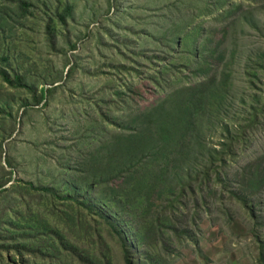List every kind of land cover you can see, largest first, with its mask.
Segmentation results:
<instances>
[{"label":"rangeland","instance_id":"obj_1","mask_svg":"<svg viewBox=\"0 0 264 264\" xmlns=\"http://www.w3.org/2000/svg\"><path fill=\"white\" fill-rule=\"evenodd\" d=\"M25 1L21 9L20 0H0V174L4 166L11 172L4 178H12L6 186L15 185L0 205L11 201L12 218L22 212L17 224H33L22 195L41 194L28 182L78 196L100 181L94 200L141 256L143 245L118 208L105 205V176L129 162L115 159L113 146L133 130L158 129L159 119L169 120L186 103L191 158L178 167L204 166L230 133L246 126L245 139L215 184L219 195L205 189L208 205L182 212L195 216L196 238L147 248L148 264L155 255L165 264H264V187L252 197L256 216L232 194L244 185L258 188L240 175L246 165L264 169V0ZM69 4L73 13L63 23L57 14ZM4 74L21 80L10 83ZM225 75V96L212 105L210 92ZM29 85L37 94L42 86L54 88L46 102L25 106L34 102ZM66 202L59 205L70 215L71 235L94 250L87 212ZM97 222L102 239L95 244L105 243L112 264H125L120 239ZM67 259L91 260L77 252Z\"/></svg>","mask_w":264,"mask_h":264},{"label":"trees","instance_id":"obj_2","mask_svg":"<svg viewBox=\"0 0 264 264\" xmlns=\"http://www.w3.org/2000/svg\"><path fill=\"white\" fill-rule=\"evenodd\" d=\"M20 2L21 9L28 4L25 0ZM72 13L73 6L69 4L57 15L63 23H66L67 17ZM70 70L71 67L68 72ZM4 77L10 83L21 80L18 75L15 79L5 74ZM228 77L225 75L221 83L210 92L212 105L218 104L225 96L222 90L228 89ZM28 88L35 92L34 102H27L25 106L39 105L44 100L46 102L48 93L52 92L54 86L49 88L42 86L38 94L32 85ZM191 112V107L184 103L177 112L172 111L169 120L159 119L158 129L133 130L117 137L118 141L113 146V157L125 158L129 162L120 165V168H116L111 174H105L108 175L105 176V205L118 208V213L125 218L127 222L125 224L129 227L131 235L143 245L141 256L134 252L136 244H131L126 239L127 235L105 215L102 210L103 205L94 200V190L98 184H101L100 181L93 182L78 196L62 195L60 190L53 186H36L28 182V189L41 193L27 194L29 198L26 194L22 195L24 200L28 199L25 218L33 224L24 226L17 224L23 218V214L19 211L17 217L12 218L9 214L13 205L11 201H8L4 207H2L3 203L0 205V264H57V262L64 264L68 262L67 258L76 252L80 260L89 257L91 260L88 264H112L110 257L105 254V243L95 244V239L100 241L102 239L97 219L104 221L120 239L118 241L123 250L125 264H138L139 261L140 264H148L152 256L146 255V249L150 250L157 243L171 248L175 243L174 239L192 242L196 238L195 228L198 227V223L195 216L190 219L189 212H182L187 208L200 210L208 205L209 200L204 195L205 189L210 197L219 195L215 184L224 179L222 173L226 174L229 161L236 158L234 146L245 139L246 126L230 133L219 148V152L212 155L204 166L201 164L185 169L176 164L191 158V150L186 146L190 139ZM249 120L254 122L252 119ZM201 158V154L195 156V162L199 163ZM3 169L5 173L0 174V197L7 199L14 194L12 192L15 190V185L6 186L12 178L5 179L4 176L11 172L4 166ZM240 175L248 177L254 185H258V188L244 185L237 190L233 189V197H237L242 206L250 211L252 216H256L251 202L253 194L264 187V169L258 167L254 171L252 165L248 164ZM59 201H67L65 205L68 207H73V204L77 203L80 209L87 212L86 230L92 237L87 236V239L92 241L94 250L90 246L78 245L79 240L71 235V233L75 234L73 226L68 225L70 215L63 208L61 209ZM34 202L37 207L32 206ZM8 224L15 228L8 230L5 227ZM155 257L152 264H165L160 255ZM69 264H72L71 259Z\"/></svg>","mask_w":264,"mask_h":264}]
</instances>
